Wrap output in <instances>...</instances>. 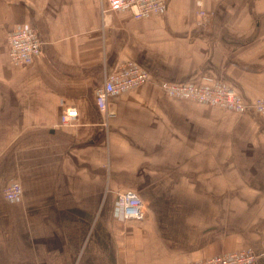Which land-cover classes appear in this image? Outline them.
I'll return each instance as SVG.
<instances>
[{
	"label": "crops",
	"instance_id": "1",
	"mask_svg": "<svg viewBox=\"0 0 264 264\" xmlns=\"http://www.w3.org/2000/svg\"><path fill=\"white\" fill-rule=\"evenodd\" d=\"M105 5L0 0V190L12 180L22 189L19 201L0 205L12 228L0 235V264L264 253L261 115L171 97L155 84L211 75L246 101L264 95V0H167L143 18L102 13ZM23 25L43 42L30 63L13 64L7 35ZM128 62L150 82L110 96L105 119L96 89ZM69 106L77 117L64 126ZM123 190L139 195L144 219L114 218Z\"/></svg>",
	"mask_w": 264,
	"mask_h": 264
},
{
	"label": "built area",
	"instance_id": "2",
	"mask_svg": "<svg viewBox=\"0 0 264 264\" xmlns=\"http://www.w3.org/2000/svg\"><path fill=\"white\" fill-rule=\"evenodd\" d=\"M166 5L167 0H106V5L102 7L101 11L105 13L126 10L134 18H143L159 15L166 9ZM198 15L203 16L204 11L199 10ZM42 42L36 30L29 25L10 30L7 35L10 61L13 64L30 63L40 52ZM202 80L199 83L162 80L155 84L171 97L234 111L255 110L261 115L264 123V95L246 101L233 88L211 75L203 76ZM148 82H150V77L145 69L131 62L125 63L105 75L102 85L95 92L96 105L104 118L107 119L110 116L107 107L110 96ZM76 117V108L74 106L66 107L60 113L59 123L64 126L72 125ZM21 193V185L16 180L8 182L2 191L4 198L8 201L19 199ZM113 216L119 221L142 220L145 211L139 195L133 190L118 192L114 201ZM262 255L264 253L255 252L250 248H241L207 258H197L183 264H260Z\"/></svg>",
	"mask_w": 264,
	"mask_h": 264
},
{
	"label": "rangeland",
	"instance_id": "3",
	"mask_svg": "<svg viewBox=\"0 0 264 264\" xmlns=\"http://www.w3.org/2000/svg\"><path fill=\"white\" fill-rule=\"evenodd\" d=\"M105 165H106V169H108V167H109V165H108V163L106 162L105 163ZM6 185V184H5ZM5 185H4V187H5ZM4 187H2V189L0 190V205L2 204V205H7V204H12V202H17V201H19L22 197V193H21V196H20V198L19 199H17V200H13V201H8V200H6L5 198H4V196H3V194H2V191H3V188ZM106 189H107V185H106ZM105 200H106V202H107V200H108V197H105ZM144 219V218H143ZM5 219L2 217V212H0V235H4L3 233L5 232V233H7V234H5V235H9L10 233H11V230H12V228H10V226H9V224L8 223H5V221H4ZM0 262L1 263H4V261L3 260H0ZM6 262V261H5Z\"/></svg>",
	"mask_w": 264,
	"mask_h": 264
}]
</instances>
